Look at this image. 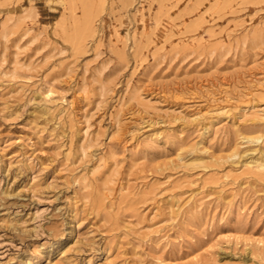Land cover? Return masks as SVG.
I'll return each instance as SVG.
<instances>
[{"label":"rangeland","instance_id":"1","mask_svg":"<svg viewBox=\"0 0 264 264\" xmlns=\"http://www.w3.org/2000/svg\"><path fill=\"white\" fill-rule=\"evenodd\" d=\"M0 264H264V0H0Z\"/></svg>","mask_w":264,"mask_h":264}]
</instances>
